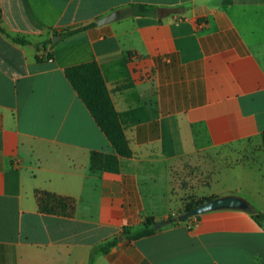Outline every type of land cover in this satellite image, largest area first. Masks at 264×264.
Segmentation results:
<instances>
[{"label":"crops","instance_id":"obj_1","mask_svg":"<svg viewBox=\"0 0 264 264\" xmlns=\"http://www.w3.org/2000/svg\"><path fill=\"white\" fill-rule=\"evenodd\" d=\"M0 14V264H264V0H0ZM89 62L132 152L117 172L91 168L114 151L65 77ZM186 160L187 202L235 196L263 224L225 209L130 239L181 214ZM38 192L72 212L41 213Z\"/></svg>","mask_w":264,"mask_h":264},{"label":"trees","instance_id":"obj_2","mask_svg":"<svg viewBox=\"0 0 264 264\" xmlns=\"http://www.w3.org/2000/svg\"><path fill=\"white\" fill-rule=\"evenodd\" d=\"M157 8H152L143 5H131L127 8L125 13L131 16H143L156 13ZM1 15V14H0ZM94 25V24H93ZM78 28L75 30H67L62 32V37H67L80 32L85 29ZM0 31L4 33L0 26ZM11 41L15 44L26 45L28 41L22 37H12ZM51 43V40L48 42ZM65 77L78 95L79 99L84 103L92 116L98 128L102 131L108 142L111 144L114 154H102L93 152L91 154L90 162L91 168L96 171H118V158H130L132 152L129 148L128 142L124 135V131L118 120L117 113L110 99L104 79L100 72L98 65L95 62L84 63L81 65L71 66L65 69ZM262 142L264 148V133L262 135ZM38 208L41 213L54 215H69L74 208V201L70 198L60 197L50 194L48 192L36 193ZM211 200L210 198L204 200L188 202V205L181 213L190 211L196 206ZM259 225L263 224L262 213L250 209L249 211ZM198 216L191 217L197 218ZM187 219V220H189ZM171 220V219H170ZM184 220V221H187ZM183 221V222H184ZM154 220L151 217L145 218L142 229L136 232L124 230L130 239H139L147 237L156 232L153 229ZM115 243V240L108 242L104 246H100L94 252L106 253L110 247Z\"/></svg>","mask_w":264,"mask_h":264},{"label":"water","instance_id":"obj_3","mask_svg":"<svg viewBox=\"0 0 264 264\" xmlns=\"http://www.w3.org/2000/svg\"><path fill=\"white\" fill-rule=\"evenodd\" d=\"M119 15H120L119 12H112L111 14L98 19L96 21V24L103 25V24L111 23L115 21L119 17ZM58 38H59L58 36H54L52 38V41L55 42V40ZM225 209L250 211V206L244 200L235 196L214 198L207 202H204L199 206L194 207L190 211L179 214L176 217V219L154 222L153 229L158 230L161 227L171 224L173 222H183L184 220H187L191 217L199 216L206 212L225 210Z\"/></svg>","mask_w":264,"mask_h":264},{"label":"rangeland","instance_id":"obj_4","mask_svg":"<svg viewBox=\"0 0 264 264\" xmlns=\"http://www.w3.org/2000/svg\"><path fill=\"white\" fill-rule=\"evenodd\" d=\"M192 165H193L192 161L186 160L184 162V167L189 169V171L185 170L186 172L185 174H181V175L178 174L177 181L175 180L176 187H179L182 190V195L180 198L182 210L188 205L187 199L191 198L190 189L192 190V187H190V184H192L191 182L192 178L197 176L196 174L197 172L196 173L194 172Z\"/></svg>","mask_w":264,"mask_h":264},{"label":"built area","instance_id":"obj_5","mask_svg":"<svg viewBox=\"0 0 264 264\" xmlns=\"http://www.w3.org/2000/svg\"><path fill=\"white\" fill-rule=\"evenodd\" d=\"M45 60H47V61H52V59H51V57L48 55V53L47 54H45Z\"/></svg>","mask_w":264,"mask_h":264}]
</instances>
